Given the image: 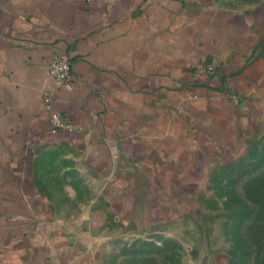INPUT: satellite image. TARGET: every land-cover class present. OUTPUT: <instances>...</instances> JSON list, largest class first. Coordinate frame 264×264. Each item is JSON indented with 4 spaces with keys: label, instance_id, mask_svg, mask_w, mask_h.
Here are the masks:
<instances>
[{
    "label": "crops",
    "instance_id": "obj_1",
    "mask_svg": "<svg viewBox=\"0 0 264 264\" xmlns=\"http://www.w3.org/2000/svg\"><path fill=\"white\" fill-rule=\"evenodd\" d=\"M61 53L73 79L48 104ZM56 111L81 132L51 133ZM263 129L264 0H0V264L191 233L216 157Z\"/></svg>",
    "mask_w": 264,
    "mask_h": 264
},
{
    "label": "rangeland",
    "instance_id": "obj_2",
    "mask_svg": "<svg viewBox=\"0 0 264 264\" xmlns=\"http://www.w3.org/2000/svg\"><path fill=\"white\" fill-rule=\"evenodd\" d=\"M217 1L237 8L263 0ZM232 140L199 192L202 217L191 233L107 239L101 264H206L214 252L226 264H264V129Z\"/></svg>",
    "mask_w": 264,
    "mask_h": 264
},
{
    "label": "built area",
    "instance_id": "obj_3",
    "mask_svg": "<svg viewBox=\"0 0 264 264\" xmlns=\"http://www.w3.org/2000/svg\"><path fill=\"white\" fill-rule=\"evenodd\" d=\"M85 2H93L94 0H84ZM198 77H209L216 73V68L213 65H200L197 70ZM49 74L54 81L53 92L45 96V102L50 103L54 91L68 84L73 79L72 61L68 54H58L49 65ZM50 131L53 134L67 132L69 134H77L81 132L79 127L70 117L63 115L61 112H52L50 116ZM118 152V148L114 147Z\"/></svg>",
    "mask_w": 264,
    "mask_h": 264
}]
</instances>
